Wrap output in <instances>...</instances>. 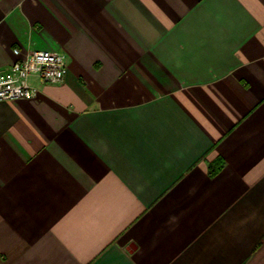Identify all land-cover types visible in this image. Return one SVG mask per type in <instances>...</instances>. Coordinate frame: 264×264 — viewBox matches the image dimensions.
<instances>
[{"label":"crops","instance_id":"obj_1","mask_svg":"<svg viewBox=\"0 0 264 264\" xmlns=\"http://www.w3.org/2000/svg\"><path fill=\"white\" fill-rule=\"evenodd\" d=\"M14 47L66 73L0 100V264H264V0H0Z\"/></svg>","mask_w":264,"mask_h":264},{"label":"built area","instance_id":"obj_2","mask_svg":"<svg viewBox=\"0 0 264 264\" xmlns=\"http://www.w3.org/2000/svg\"><path fill=\"white\" fill-rule=\"evenodd\" d=\"M16 58L0 69V100L29 98L38 87L31 83L33 78L40 83H58L66 73L64 54L53 50H27L23 53L17 47L12 49Z\"/></svg>","mask_w":264,"mask_h":264},{"label":"trees","instance_id":"obj_3","mask_svg":"<svg viewBox=\"0 0 264 264\" xmlns=\"http://www.w3.org/2000/svg\"><path fill=\"white\" fill-rule=\"evenodd\" d=\"M215 170H217V167H215V168L212 169V171H215Z\"/></svg>","mask_w":264,"mask_h":264}]
</instances>
